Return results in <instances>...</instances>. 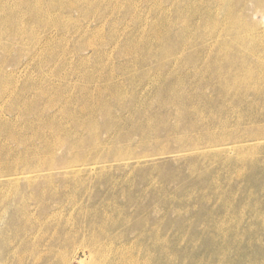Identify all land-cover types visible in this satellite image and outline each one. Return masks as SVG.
<instances>
[{
  "label": "rangeland",
  "instance_id": "rangeland-1",
  "mask_svg": "<svg viewBox=\"0 0 264 264\" xmlns=\"http://www.w3.org/2000/svg\"><path fill=\"white\" fill-rule=\"evenodd\" d=\"M234 12L0 0V264H264V15L242 74Z\"/></svg>",
  "mask_w": 264,
  "mask_h": 264
},
{
  "label": "bare ground",
  "instance_id": "bare-ground-1",
  "mask_svg": "<svg viewBox=\"0 0 264 264\" xmlns=\"http://www.w3.org/2000/svg\"><path fill=\"white\" fill-rule=\"evenodd\" d=\"M227 2H228V5H231V7L235 10V14L233 15H231L230 17H231V22H230V24H229V28H227L226 30H224V28H223V31H222V33H220V37H224L223 39H225L226 41H227V43H228V46H227V48H229V49H231V51H232V55L234 56H232V55H230L231 56V58H233V60H235V58H237L238 56H243V58H244V48H245V45H246V39H247V37H249L250 36V34H256L257 33V29L255 28V25H256V22H255V19H256V17H258V16H261V15H264V0H227ZM241 12V13H240ZM250 19H252V20H250ZM234 25V26H233ZM231 26H233V30L231 29ZM202 29H204V28H202ZM231 29V30H230ZM225 34V35H224ZM176 37V36H175ZM180 40V39H179ZM224 40V41H225ZM174 41H175V38H174ZM173 41V42H174ZM183 41V40H182ZM231 42V43H230ZM176 43H177V41H176ZM230 43V44H229ZM180 44H181V40H180ZM174 46L176 45V44H173ZM172 45V46H173ZM185 45H187V44H185ZM173 46V47H174ZM190 46V45H189ZM225 46V45H224ZM188 47V46H187ZM186 47V48H187ZM191 47V46H190ZM189 47V48H190ZM226 47V46H225ZM235 47H237V50L235 49ZM177 48H179V47H177ZM221 48H223V47H221ZM221 48L219 47V49H220V51H221ZM226 48V50H229V49H227ZM175 49H176V46H175ZM192 49H194V48H192ZM169 50V49H168ZM170 50H172L171 48H170ZM179 50V49H178ZM191 50V49H190ZM195 50H196V47H195ZM186 51V50H185ZM184 51V52H185ZM192 51V50H191ZM216 51L218 52V50H217V48H216ZM220 51H219V54H220ZM187 52H189V51H187ZM227 52V51H226ZM190 53V52H189ZM188 53V54H189ZM225 53V52H224ZM223 53V54H224ZM228 53V52H227ZM221 54H222V52H221ZM243 54V55H242ZM182 55H183V53H182ZM216 55H218V54H216ZM186 57V56H185ZM188 57V58H187ZM187 57H186V59H189V56L187 55ZM217 57H220V56H217ZM216 57V58H217ZM241 57H238L239 58V60H240V58ZM221 58V57H220ZM246 58V57H245ZM185 59V60H186ZM184 60V59H183ZM217 60V59H216ZM230 60V59H229ZM233 60H232V63H233ZM243 60V59H242ZM241 60V61H242ZM245 60V59H244ZM235 62H236V66L238 67V68H240L239 70L241 71V73L243 72V73H246V74H248V72L249 71H251L250 69H251V67H250V64H247V63H243V62H245V61H243L242 62V65L241 66H239V62H238V65H237V59L235 60ZM192 63V62H191ZM231 63V64H232ZM227 65H229L228 63H226ZM226 64H224V66H227ZM216 65V64H215ZM220 65H221V63H220ZM233 65V64H232ZM231 65V66H232ZM217 66V65H216ZM216 66H214V67H212V68H214L213 70L215 71V67ZM219 66V65H218ZM233 66H235V64L233 65ZM222 66H220L219 68H221ZM236 67V68H237ZM226 68V67H225ZM233 68H235V67H233ZM217 69V68H216ZM212 69H211V71H213ZM218 70V69H217ZM226 70V69H225ZM230 70V69H229ZM231 70H233V72L235 71L234 69H231ZM237 70V69H236ZM238 70V71H239ZM223 71V70H222ZM217 72V71H216ZM226 71H224V73H225ZM228 72V71H227ZM218 73V72H217ZM216 73V74H217ZM224 73H222L221 75H226V73L224 74ZM230 72H228L227 73V75L225 76V77H229L230 76V74H229ZM242 73V74H243ZM214 74V73H213ZM216 74H214V75H216ZM236 74V73H235ZM252 74V73H251ZM229 75V76H228ZM232 75V74H231ZM237 75V74H236ZM239 75H241L240 73L238 74V77H239ZM218 76V75H217ZM234 76V75H233ZM214 77H216V76H214ZM213 77V78H214ZM224 77V78H225ZM250 78V77H249ZM236 79V78H235ZM251 79H253V77L251 78ZM227 80V79H226ZM231 79H229L228 78V82L230 81ZM243 80V79H242ZM242 80H238L239 81V83L242 81ZM236 81H237V79H236ZM244 81V80H243ZM256 81V80H255ZM225 82V81H224ZM247 82V81H246ZM222 84H227V81L225 82V83H221V87H223L222 86ZM236 84V83H235ZM234 84V85H235ZM242 84H243V82H242ZM248 85H249V82L247 83ZM231 84H229V86H230ZM228 86V88H230ZM238 86V85H237ZM247 86V85H246ZM245 86V87H246ZM221 87H219V88H221ZM227 87V86H226ZM226 87H224V90L226 89ZM235 86H233V88H234ZM252 87H253V85H252ZM217 88V87H216ZM236 88V87H235ZM244 88V87H243ZM245 89V88H244ZM215 90V89H214ZM223 90V91H224ZM241 91H239V92H242V89H240ZM251 90V89H250ZM244 91V90H243ZM246 91V90H245ZM244 91V92H245ZM215 92H216V90H215ZM217 93V92H216ZM219 93V92H218ZM244 94V93H243ZM218 96V95H217ZM237 98H238V96H237Z\"/></svg>",
  "mask_w": 264,
  "mask_h": 264
}]
</instances>
